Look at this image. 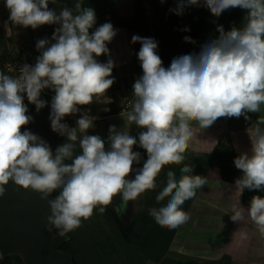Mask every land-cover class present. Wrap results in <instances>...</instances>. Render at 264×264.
Wrapping results in <instances>:
<instances>
[{
  "label": "clouds",
  "instance_id": "obj_1",
  "mask_svg": "<svg viewBox=\"0 0 264 264\" xmlns=\"http://www.w3.org/2000/svg\"><path fill=\"white\" fill-rule=\"evenodd\" d=\"M55 3L56 0H51ZM164 3L165 0H160ZM201 0H178L170 9L181 15L187 6ZM49 0H5L9 20L18 26L36 29L57 24L52 35L37 42L41 55L35 65L25 63L18 75L0 71V199L9 183L32 190L47 202L49 230L60 237L81 227L94 210L103 214L116 196L125 203L137 200L157 187L156 179L166 165H180L193 138L192 122L200 129L211 126L218 118L249 119L247 113H260L264 105V0H204L216 16L230 8L247 10L242 28L225 31L201 46L198 54L173 58L163 66L157 54L158 43L152 38L132 36V43L141 44L138 59L143 75L133 84L134 100L130 111L121 112L128 125L144 129L138 139L128 131L109 127L108 144L99 135H88L93 118L81 113L75 127L62 123L66 116L80 112L78 106L100 100L114 84V61L98 62L101 55L110 56L107 47L117 30L105 22L90 33L96 24L92 7L77 0L74 8H63L59 14L50 10ZM187 30V29H186ZM9 35L11 29L8 30ZM186 42L195 43L190 37ZM10 71H12L10 69ZM44 89L55 95L51 100V130L66 136L67 143L50 145L30 130L22 129L33 122L27 101L37 112L46 106L41 99ZM264 117L248 129L251 154L242 153L234 160L243 175L235 181L239 195L244 189L264 190ZM146 150L147 159L136 169L134 179L128 177L139 164L141 154L136 145ZM79 148V153H77ZM71 161V163H65ZM193 166L167 172L166 186L156 201L167 203L153 209L156 223L170 229L186 224L190 213L182 209L197 190L207 184L201 175H193ZM53 193L56 195L53 197ZM52 197V198H50ZM231 220H250L264 237V198L253 196L246 209L240 203L232 206ZM247 239L246 233H241Z\"/></svg>",
  "mask_w": 264,
  "mask_h": 264
},
{
  "label": "trees",
  "instance_id": "obj_2",
  "mask_svg": "<svg viewBox=\"0 0 264 264\" xmlns=\"http://www.w3.org/2000/svg\"><path fill=\"white\" fill-rule=\"evenodd\" d=\"M124 1L83 0L84 6L92 7L96 13V24L90 29V33L103 23L110 22L114 29H125L130 32L131 36L152 38L158 43L157 54L161 57L165 68L170 66L173 58L198 54L203 44L219 36V26H222L225 31L231 30L232 27L242 28L245 23L244 17L247 15V10L237 7L230 8L221 16L216 17L204 5V0H201L199 5L185 7L181 15L170 11L178 7V0H165L164 3L160 0H130L132 13L122 16L119 14L118 6ZM76 2L77 0H56L52 3L49 0L48 7L59 14L65 7L74 8ZM57 27H59L57 24H46L36 29L26 27L28 39L21 44H16L13 42L14 39L6 37L4 28L0 25V71L9 74L5 65L20 57L29 59L32 54L36 58L40 56L41 52L36 48L38 40L35 34L43 28H47L46 30L51 33ZM186 36L195 43L186 42L184 39ZM48 41L49 43L54 42L52 39ZM140 47L139 42L132 43L135 81L143 75L137 55ZM108 59L107 55L97 57L98 62L101 63H106ZM114 72L115 68L112 74ZM26 102L28 101L25 94L24 103ZM93 104L83 107V111L91 117L95 116ZM33 109L35 108H31L29 112ZM66 117L70 125L75 127L80 115L74 114ZM133 151L141 154V161L136 165L139 169L147 159V153L138 144ZM77 153H79V148H77ZM184 155L185 159L182 164L164 166L156 179V189L142 194L137 201V205L141 207L136 209L128 222L122 224L109 207L103 214L96 209L90 219L82 221L81 227L67 234V240L60 244L59 249L71 253L74 264H233L228 254L209 261L166 256L179 227L170 229L158 225L150 215L149 207L152 204L153 206L161 205L163 202H157L156 196L166 186L167 172L174 171L176 177L179 178L180 168L184 165L193 166V175L199 173L206 175L210 170L219 169V180L232 184H235V181L243 175L234 164L238 155L226 141L219 140L208 154L190 153L186 150ZM55 195L56 193H53V196ZM257 195L264 198V190L246 188L241 194L240 201L250 206L251 198ZM167 199L165 198L164 201ZM1 264L23 263L17 255H13L7 257Z\"/></svg>",
  "mask_w": 264,
  "mask_h": 264
},
{
  "label": "rangeland",
  "instance_id": "obj_3",
  "mask_svg": "<svg viewBox=\"0 0 264 264\" xmlns=\"http://www.w3.org/2000/svg\"><path fill=\"white\" fill-rule=\"evenodd\" d=\"M118 11L122 16L130 15L132 13L130 0H125L124 2L120 3L118 6ZM9 15L10 12L5 6V0H0V25L3 26L6 37L9 39H14L13 42L16 44H21L22 42L26 41V39H28L26 27L14 25L11 21H9ZM9 29H11L10 35L8 32ZM46 29L47 28H43L40 32L35 34L36 40L39 41L41 39H52L54 32L50 33ZM117 32L120 33H118L107 46L110 51V56L107 55V57L112 58L113 61L115 58L117 61V58L120 56L122 64H126L129 60H131L130 57L132 43L131 40L128 39L131 34L125 29H117ZM118 48L121 49V51ZM114 68L117 69L116 65ZM124 69L126 68L124 67ZM113 77L114 84L110 87V89L107 90L105 95L100 98L101 102L103 101L106 103L105 106L107 107V111L101 112L100 114H97V116L92 117L94 126L87 132L88 135H99L105 141L106 148L110 147L107 139L109 136V127L112 125H115L117 130L128 131L130 135L136 137L137 139L139 133L144 130L138 128L135 124L128 125L126 119L121 116V108L124 106L126 100L130 99V97H134L133 95L129 94L128 91L126 92L123 87L129 81L128 76L121 77L118 71H115L110 78ZM129 84L130 83H128V85ZM104 114L109 115L104 116ZM198 175H201V173ZM201 176H211L209 178H215L219 180V169H215L214 171L210 170L208 173H206V175L204 174ZM210 184H212V181ZM230 187L236 189L235 185ZM226 193L227 191L225 190L219 191L218 189H215L214 192L207 194L204 192V189H198L196 196L193 199L185 201V203L182 205V209L187 212L188 207L191 204L194 205L192 208H197L200 206L205 208L206 206L210 209L209 206L204 204L207 199H209L208 201H214L215 203L219 202V204H226L227 202L229 203L232 198L228 197ZM141 196L139 198H141ZM138 199L132 201L130 214L126 216V219L120 221L122 224L128 222L130 216L136 211V209L141 207L140 205H137ZM167 200L163 201L161 205H150V212L153 209H158L159 207L165 205ZM200 200H204V202ZM246 221L238 222L234 230L231 228L233 232L229 238H227L225 237L227 235H225V230H228L230 223L218 221L215 222L211 220L208 221L210 223L207 225H199L192 220L189 222L190 225L186 235H184L180 229L177 231L166 256L180 259H197L209 261L218 259L223 254H228L231 257L233 264H264V237L259 234L257 228L250 220ZM198 225L200 226L199 229ZM203 229H205V232ZM241 233H246L247 239H242ZM231 253L233 256L230 255Z\"/></svg>",
  "mask_w": 264,
  "mask_h": 264
},
{
  "label": "water",
  "instance_id": "obj_4",
  "mask_svg": "<svg viewBox=\"0 0 264 264\" xmlns=\"http://www.w3.org/2000/svg\"><path fill=\"white\" fill-rule=\"evenodd\" d=\"M43 100L47 102L46 106L39 112L33 109L28 113L34 119L22 131L30 130L40 136L54 153L57 146L68 141L66 136L62 137L51 130L49 119L51 100ZM25 104L28 106V102ZM62 123L72 127L67 117ZM135 174L134 170L133 176L128 178L134 179ZM131 204L132 201L125 203L120 196H116L109 208L117 214L122 205L129 208ZM48 215H50L48 204L41 200L38 193L30 189L25 190L13 183L7 185L6 194L0 199V264L13 255H17L23 264H74L72 254L59 249L60 244L68 237L58 236L55 229L49 230Z\"/></svg>",
  "mask_w": 264,
  "mask_h": 264
},
{
  "label": "crops",
  "instance_id": "obj_5",
  "mask_svg": "<svg viewBox=\"0 0 264 264\" xmlns=\"http://www.w3.org/2000/svg\"><path fill=\"white\" fill-rule=\"evenodd\" d=\"M118 33L120 32H117V34ZM128 39L131 40V43H132L131 35L130 37H128ZM119 50L121 51V49ZM120 51H117V52H120ZM132 54L133 53L131 51V57H130L131 60H129L128 63L126 64H122V60L120 56L118 57L119 59L117 58V61L114 58V63L117 68L115 69V71H118L121 77L128 76L129 81L123 87L125 91L126 92L128 91V93L131 95H133L132 85L133 83H135V68H134ZM124 67L126 69H124ZM133 77H134V80H133ZM128 83L130 84L128 85ZM100 100H94L93 102L94 103L93 106L95 109V116H97V114H100L101 112L107 111V107L105 106L106 103H104L103 101L101 102ZM107 115L109 114H104V116H107ZM247 115L249 116V119L247 120L243 116L239 118H235V117L218 118L211 126L204 128V129H200L199 125L196 122H192V129H193L194 135H193L192 140L190 141V145L187 150L190 151V153H207L208 154L213 150L214 146L217 144L219 140L221 141L223 140V141H226L230 146L234 148L238 156H240L242 153H248L250 155L251 154V140H250V136L248 133V129L252 128L256 124L259 117H264V105L261 106L260 113L250 112V113H247ZM261 127H264V125H261ZM209 177L206 178L207 182L208 184H210L212 181V184L210 185L207 184L203 186L201 190L204 189V192L207 194L214 192L215 189H218L219 191L225 190L227 191L226 193L227 196L232 198L231 201L229 203L227 202L226 204L224 203L219 204V202L215 203L214 201H208L209 199H207L206 202H204V200H200L204 202L205 205L209 206L210 209L206 206L205 208H202L201 206L197 208H192L194 207V205L193 204L189 205L187 212L190 213L191 219L186 224L180 226L179 229L182 230L184 235H186L188 233L187 230L190 225L189 222L192 220L193 222H196L199 225H207L210 223L208 221H211V220L215 222L216 221L228 222L230 223L229 224L230 226L228 230H225L226 231L225 235L227 234L225 237L229 238V236L233 232L231 228L234 230L235 226L238 223V222H233L231 220L232 206L234 204L240 203L241 206L247 209L249 205L242 204L240 201L241 194L239 195V192L237 191V189H233V187L232 188L230 187L235 184L224 182L222 180H218L215 178H209ZM199 225H198V229L200 228ZM203 230L205 232V229ZM230 255L233 256L232 253Z\"/></svg>",
  "mask_w": 264,
  "mask_h": 264
},
{
  "label": "built area",
  "instance_id": "obj_6",
  "mask_svg": "<svg viewBox=\"0 0 264 264\" xmlns=\"http://www.w3.org/2000/svg\"><path fill=\"white\" fill-rule=\"evenodd\" d=\"M25 63L29 64V65H35L36 63V57L34 54L31 55V57L28 58H24V57H20L19 59L9 62L5 65V69L9 74L12 75H18L19 74V68L24 65ZM10 69L12 71H10ZM55 95L54 91H52L51 89H44L41 93V97H44L43 99H50L52 100V97ZM134 100V97H130V99L126 100V102L124 103V106L121 108V112H127L130 111V103ZM80 108V112H78L77 114L80 115L81 113H85L83 111V106H78ZM75 119V118H74Z\"/></svg>",
  "mask_w": 264,
  "mask_h": 264
},
{
  "label": "flooded vegetation",
  "instance_id": "obj_7",
  "mask_svg": "<svg viewBox=\"0 0 264 264\" xmlns=\"http://www.w3.org/2000/svg\"><path fill=\"white\" fill-rule=\"evenodd\" d=\"M26 103H27V102H26ZM31 108H35V106H34L33 104H30V103L28 102V109L30 110ZM136 165H137V164H135V163H134V165H133V169H135V170H136ZM130 176H131V177L133 176V172L130 174ZM130 209H131V206H130L129 208H126L124 205H122V206L120 207V209L118 210L116 216L118 217V219H119L120 221H122L123 219H126V216H128V215L130 214Z\"/></svg>",
  "mask_w": 264,
  "mask_h": 264
}]
</instances>
